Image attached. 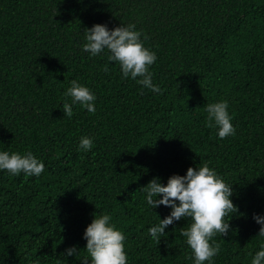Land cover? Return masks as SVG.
<instances>
[{
  "label": "trees",
  "instance_id": "1",
  "mask_svg": "<svg viewBox=\"0 0 264 264\" xmlns=\"http://www.w3.org/2000/svg\"><path fill=\"white\" fill-rule=\"evenodd\" d=\"M134 23L156 52L161 91L122 77L107 52L82 50L84 28ZM72 79L96 94L64 115ZM228 100L235 135L219 138L204 105ZM93 143L79 149L81 136ZM0 149L43 159L39 176L0 170V264H84L83 231L110 212L126 235L127 264H192L174 221L157 242L147 227L170 208L149 206L153 177L208 162L232 185L237 211L217 234L214 264H250L264 237V0H0ZM75 245L78 254L62 253Z\"/></svg>",
  "mask_w": 264,
  "mask_h": 264
},
{
  "label": "clouds",
  "instance_id": "2",
  "mask_svg": "<svg viewBox=\"0 0 264 264\" xmlns=\"http://www.w3.org/2000/svg\"><path fill=\"white\" fill-rule=\"evenodd\" d=\"M82 50L89 56L107 52L109 61L119 64L122 77L136 79L153 92L161 91L160 85L153 83L150 66L157 59L156 52L147 47L143 34L134 23H120L109 28L107 23H93L84 28ZM64 90V96L70 97L62 102L64 115L71 117L73 106L79 104L88 112L96 110V94L87 85L72 79ZM228 100L221 99L204 105L206 120L216 125V135L224 138L235 135V125L228 110ZM93 140L88 135L80 137L78 150H88ZM45 168L43 159L30 150L24 152L0 149V170L10 175L23 173L25 177L39 176ZM232 185L227 183L208 162H199L188 166L184 174L173 173L166 183L157 176L140 187L147 205L156 208L164 205L170 208L163 218L147 227L152 240L160 241L165 237V229L174 221L190 218L187 227H181V235L191 249L192 264H214V257L220 251V243L213 239L220 234L227 235L230 230L228 214L237 211L232 200ZM253 219L260 225L257 236L264 237V214L253 213ZM86 240L84 248L87 257L84 264H127L125 251L126 235L111 218L110 212L93 215L83 231ZM65 257L78 254L75 245L68 246L62 253ZM28 264H40L39 258L29 259ZM250 264H264V240L251 253Z\"/></svg>",
  "mask_w": 264,
  "mask_h": 264
}]
</instances>
